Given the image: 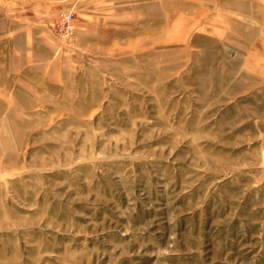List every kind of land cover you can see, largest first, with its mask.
Returning <instances> with one entry per match:
<instances>
[{
    "label": "rangeland",
    "instance_id": "1",
    "mask_svg": "<svg viewBox=\"0 0 264 264\" xmlns=\"http://www.w3.org/2000/svg\"><path fill=\"white\" fill-rule=\"evenodd\" d=\"M218 2L72 0L1 42L0 264H264V48Z\"/></svg>",
    "mask_w": 264,
    "mask_h": 264
},
{
    "label": "crops",
    "instance_id": "2",
    "mask_svg": "<svg viewBox=\"0 0 264 264\" xmlns=\"http://www.w3.org/2000/svg\"><path fill=\"white\" fill-rule=\"evenodd\" d=\"M71 3L72 0H0V44L8 41L16 56H32L34 42L45 45L52 41L47 24L54 12ZM217 7L224 8V16H233V31L239 32V39L260 41L250 45L264 48V0H219ZM87 9L85 3L78 11Z\"/></svg>",
    "mask_w": 264,
    "mask_h": 264
},
{
    "label": "built area",
    "instance_id": "3",
    "mask_svg": "<svg viewBox=\"0 0 264 264\" xmlns=\"http://www.w3.org/2000/svg\"><path fill=\"white\" fill-rule=\"evenodd\" d=\"M74 9H68L58 14L53 22L54 32L63 40L70 41L74 30Z\"/></svg>",
    "mask_w": 264,
    "mask_h": 264
}]
</instances>
